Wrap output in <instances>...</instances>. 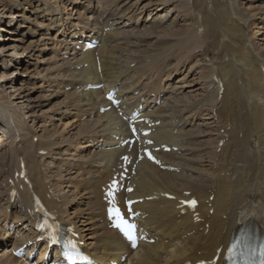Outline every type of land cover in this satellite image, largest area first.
I'll use <instances>...</instances> for the list:
<instances>
[{"label": "bare ground", "instance_id": "bare-ground-1", "mask_svg": "<svg viewBox=\"0 0 264 264\" xmlns=\"http://www.w3.org/2000/svg\"><path fill=\"white\" fill-rule=\"evenodd\" d=\"M78 1L73 0V7L85 0ZM86 1L91 2V6L85 10L88 14H81L73 8L75 10L68 17L66 15V22H63L71 27L72 19L78 15V24L72 27H79L80 31L72 35L74 41L61 45H64L63 55H68L70 59L65 60L61 69L63 77L59 76L58 79L65 81L62 90L68 102L66 112H74L79 120L83 117L88 119L81 123L75 141L81 138L86 142L87 148H82L85 156L76 162L70 161L71 164L65 168L62 165L64 172H78L81 180L72 181L59 168L53 172L44 164L45 157L41 153L47 151V156H51L52 151L59 150L57 148L63 143H59V138H56L59 142L46 141L54 139L47 138L45 142L41 140L37 144L32 142V137L26 139L29 133L24 135L22 130L28 125L25 123L23 127L20 122L25 119L21 107L10 102L12 97L8 100L0 97V126L6 125V130L10 132L6 135L5 128L1 126L3 135L0 134V148L7 146V163L14 172L6 202L2 203L4 208L0 205V211L2 216L5 215L3 222L10 221L17 229L16 234H21L14 240V247L33 240L30 238L35 218L31 214L34 208L32 195L37 194L62 224L75 230L86 243L87 250L98 260L109 263L128 250L117 234L107 228L101 191L119 165V157L125 154L122 149H106L117 144L115 137L126 132V124L112 112L99 113V109L107 105L104 102V89L115 86L124 102H130L128 106L135 108L143 103V117L149 118L154 125L159 123L153 127L151 135L155 146L167 144L178 148V153L161 154L165 165L178 169V172L161 171L141 162L130 180L134 192L127 198L152 199L138 204L136 208L147 215L142 225L152 233L155 243L143 245L135 253L129 252L126 264H183L211 260L216 250L226 245L231 235L243 224L252 225L264 236V63L246 41L245 29L255 23L250 19L256 16H260L259 20L264 22V0H248L249 10L258 13L251 16L236 7L237 0H168L163 3L165 7L169 6L165 10L156 2L150 7L160 12L156 13V19L160 18L161 21L151 23L147 18L142 22L146 25L134 33L126 29L119 32L115 28L117 22H113L112 18H120L116 15L118 13L123 17L126 11L119 9L115 0ZM95 1L102 2L103 10L94 7ZM35 2L0 0V16L10 12L8 23L0 21V24L10 28L21 20L32 22L33 11L37 10L33 6ZM17 3L18 7L23 4L27 6L15 11ZM131 7L135 9L137 5ZM57 8L56 12L59 11ZM48 9L44 10L46 15L53 14ZM173 14L183 18V22H190L186 30L174 29L176 22L171 23ZM59 15L54 17L58 19ZM136 20L140 22L142 19ZM169 22L170 25L165 27ZM36 26L44 27L38 22ZM59 26L55 24L54 28L60 31ZM123 28H126L125 25ZM1 31L7 34L5 29L0 28ZM82 36L98 39L100 47L86 53L76 50V46L82 43ZM153 39L155 46H151ZM15 41L17 43L13 42L11 46L0 47V66L6 64L4 60L9 53L17 57H22L27 50L32 53L30 46L23 48L21 40ZM199 58V62L207 60L211 64L210 68L206 67L207 74L201 76L203 88L194 90L193 95H185V91H177L171 83L161 86V75L172 66V62L181 64L179 71L187 62ZM177 65L173 64L176 71ZM176 71L170 80L175 78L172 82L179 85L177 75L180 72L176 74ZM12 75L14 73H4L0 77L5 81ZM167 75L170 76V73L167 72ZM88 85H103L104 89L87 90ZM67 88L69 92L64 91ZM16 92L18 99L31 95L21 89ZM158 99L160 103L162 101L159 106L155 103ZM121 111L125 112L123 109ZM189 112L193 113L185 117ZM194 117L206 123L197 126ZM30 129L37 137L33 128ZM116 129L121 131L117 133ZM221 141L223 145L219 147ZM36 156H39V161L34 160ZM21 163L26 169L28 184L14 178L15 174L20 173ZM61 180L67 182L66 185L69 183L70 187L76 186L85 196L86 203L83 205L87 209L67 211V205L76 196L66 203V196H58L65 188L64 185L60 190ZM51 188L52 194L47 198ZM11 190L16 192L14 199L10 195ZM168 196H174L176 200H169ZM211 196L213 200L209 202ZM178 198L197 199V214L180 215ZM6 210L10 212L8 216ZM12 239L13 236H10L0 246L5 248ZM0 253V264H26L7 254L5 249ZM38 263L41 264V259Z\"/></svg>", "mask_w": 264, "mask_h": 264}, {"label": "rangeland", "instance_id": "rangeland-1", "mask_svg": "<svg viewBox=\"0 0 264 264\" xmlns=\"http://www.w3.org/2000/svg\"><path fill=\"white\" fill-rule=\"evenodd\" d=\"M12 1L13 0H8V2H12ZM74 1H76V0H74ZM80 1H82V0H80ZM80 1H78V2H80ZM165 1H168V0H121L120 2H119V0H115V2H117L116 3L117 6H118V4H120V6H122V7H125V6L131 7V6H134L136 4L137 7L135 8V10H136L135 14L138 15L141 11V14H145V15L149 14V16L156 15V13H160L159 11H155L152 9V7H150L153 3H156V2L159 3L158 6L161 7L162 9L164 8V10L169 8V6L165 7L163 5V3ZM247 3H248V0H237L236 7H238L241 11H243V13L245 15H250V16L255 15V14L257 15L258 14L257 12L252 13L249 10V7H248L249 5H247ZM44 4H46L49 8L53 7L54 8L53 11H55V8L58 7L57 11L59 9L58 12H60L61 15H63V18L61 19V21H63V22L69 16L68 14H70V11H72V9H71L72 6H74L73 0H36V2L33 4V6L36 7L37 10H39L38 14L42 13L41 12V11H43L42 8H45ZM82 4H85V7L89 6V5L91 6V2L88 3L86 1H82ZM82 4L81 5L77 4L75 6V9L79 8L81 10L80 7L82 6ZM26 6H27V4H23V6L18 7V3H17L15 5V8L17 7L15 11L21 9V7L23 9ZM94 7H95V5H94ZM94 7H92V9ZM99 7L101 8L102 6L99 5ZM131 8H133V7H131ZM142 8H143V10H142ZM79 12L81 14L82 13L88 14L85 11L84 12L79 11ZM9 13L10 12L8 11L6 14H4V16H2V17L0 16V21H3V22L7 21V23H8V20H7L8 17L7 16L9 15ZM59 14H55L53 12V14L52 13L47 14V15L45 14L44 16L47 18L48 16L54 17L55 15H59ZM74 14H75V11H74ZM74 14L72 16H74ZM61 15L58 16V19H59V17H61ZM66 15H67V17H66ZM33 16H31V20H32ZM119 16H121L120 19H125V20H122V22L117 23L115 25V28L118 29L119 32H122V31H120V28H117L119 26H121L122 30L127 29V28H131L133 26V24H126L125 23L127 18L129 19V21H132L131 18L127 17L126 15H124L123 17H122V15H119ZM149 16L147 18H150ZM259 17L260 16H256L255 18L250 19V21L253 20V21H255V23L253 25H251V27L249 29L245 28L246 29V41H248L249 44L252 45V47L254 48V51L256 52V54H258L260 56V58H262V61L264 63V26H263L264 22L259 20ZM76 18H78V15ZM76 18L72 19V20L78 21V19H76ZM147 18H145V20ZM179 18L180 17L177 18L175 14H173L171 16V23H172V21H173V24L176 22L173 25L174 29L175 30H186L188 28L190 22H185V21L183 22L182 21L183 18H180V19ZM37 19L36 20L34 19V21L32 20L34 23H32L31 21L26 23L25 20H21V21H19L13 25L14 27L16 26L15 28H11L13 26H11L9 28L8 25L5 26V25L0 24V28L5 29V31H7V34H4L2 31L0 32V47L1 48L13 45L14 44L13 42H16L15 40H21V42H22L21 45L23 48L30 46L31 50L33 49L32 53L29 52L30 50L29 51L27 50V52H25L22 55V57H17V56L11 55V53H9V57L5 58L4 61L6 64L3 63L2 66H0V76L4 73H6V74L14 73V75H12L10 78L6 79L5 81L0 77V97L4 96L7 98V100L12 97L10 102L15 104L14 106L21 107V111L23 112L24 117H25V119H23V121H24L23 127H25L24 126L25 123L28 125V127H26L25 129L23 128L25 133L22 132V134H24V135H28V133H29V135L26 137V139L28 137L29 138L32 137L34 144H37V142H39L41 140V138L42 139L54 138L52 140H46V141H56V142L60 141L59 143H63L59 148H57L59 150L54 149L53 150L54 152L52 151L51 156H43V157H45L43 160L44 164H46L48 168L53 170V172L55 171V168H59V170L63 171L62 165L65 168V166H67L68 164H71L70 161L76 162V161L82 159L83 156H85V152H82V148L84 146H85L84 149L87 148L86 142L84 140H82L81 138H79L80 141L78 140L77 142H75L77 140L76 139L77 138L76 133L78 134L79 129H81L80 126L82 125L81 123L83 120L78 121V119H76L77 117L75 116L74 112H69V111L66 112V106H67L68 102H67L66 96L63 95L64 92L60 91L58 93L57 91L54 92L52 90H49L47 84L49 82L53 81L54 79H59V76L63 77V75L61 74V69H62V66L65 63V61L62 60L61 57L64 56L63 55V53H64L63 48H64V45H66V44L59 37L60 36L63 37L65 34L67 36L68 31L73 29L74 23L72 25L73 27L72 26L69 27V25L67 26V24H64L65 22L62 23L59 26L60 31L57 32L58 38L57 37L54 38V37H51L49 35H53L52 27L55 26V24L51 23V25L47 26L48 22H42V20H37ZM58 19L56 21L60 22V20H58ZM118 19L119 18H116V17L112 18L113 22H115V20H118ZM36 21L38 23H41L42 26H44V27L39 28L40 31H42L43 29L49 31L47 33V35L45 34L46 33L45 31L42 34H38L39 31H37L38 27L36 26ZM48 21L52 22L53 20L52 21L48 20ZM137 21L138 20L135 19V22H137ZM143 21L144 20H141L140 22L138 21L137 25L136 26L134 25V26L137 28L139 26V24H142ZM124 25L126 28H123ZM169 25H170V22L167 23L165 25V27H167ZM53 29H55V32L58 30L56 27ZM127 30H131V29H127ZM139 30H141V29H139ZM131 32L134 33L133 30H131ZM71 40L74 41V39H72V36H71ZM57 43H60V45H62V44H64V45L61 46L62 48L61 47H54V46H56ZM155 43H156V41H154V39H153L151 46L152 45L155 46ZM53 53H55L57 56H55V55L53 56L52 55ZM30 54L33 56H31ZM67 59H70V57ZM199 60H200V58L195 59V60H191L190 62H187L186 64L183 65L184 68L179 70V71H178V69H179L178 67L181 64L179 65V63L177 61L172 62V66L169 69H167L165 71V73H163V75H161V80H160L161 86H164V84L172 83V80H169V79H171L173 77V72L176 71L174 69L175 66H173V64L175 63V64H178L176 74H177V72H180L179 75H177V76H179V78H177V80L180 82V84L179 85L175 84L178 86V87H176L175 85H173L174 84L173 83L172 87H175V89L179 92L185 91L183 93L185 95H186V93L193 95L194 90H197L198 88H203V82L201 80V76L203 74L206 75L207 71H208V69H206V67L210 68V66H211V64L208 63L209 61L206 60V62H203V61L199 62ZM196 61H198V63ZM0 64H1V61H0ZM3 67H5V69ZM18 67H20V68H18ZM167 72L170 73V76L167 75ZM177 76H175V77H177ZM187 78H189L188 79L189 81H187ZM173 79H175V78H173ZM64 82L65 81L63 79L58 81L57 85L55 84L57 86V89L58 88L62 89L63 88L62 83H64ZM18 89H21V91L28 93V94H31V95H29L25 99H18V97H17L18 92H16ZM22 94H24V93H22ZM24 95H27V94H24ZM25 107H27V109ZM17 111L18 110L15 109L16 113H17ZM73 115L75 118L72 117ZM190 115H191V113L190 114L187 113V114H185V117H189ZM196 118H198V117H194L195 120H193V121L196 122ZM198 123L199 124H205L206 122L199 120ZM30 127H32L33 130L36 132V136H37L36 138H35L32 130L30 129ZM5 129H7V128H5ZM40 136H41V138H40ZM78 137H80V135H78ZM56 138L57 139L59 138L60 140L58 141V140H56ZM83 142H84V145L78 144V143H83ZM0 150H1L0 151V167H2L4 165L2 168H0V176L3 174H6V176L4 175V176L0 177V178H4V180L2 182L0 179V205H3L6 202V199H7L6 194L9 193L8 189L10 187L11 178H12V175L14 172L12 171L11 166H9V163H7L8 162L7 154H6L7 146L2 148V149L0 148ZM34 160L39 161V156H36L34 158ZM46 165H44V166H46ZM3 171L5 173H3ZM67 172H70V173L68 174ZM63 175L70 176L72 181L81 180V178H79V176H78V172L75 173L71 170L66 171V172L63 171ZM6 183H7V185H6ZM66 183H63L62 180L60 181V184H61V187H59L60 190L65 185L64 191H62L61 194L59 193L61 198L66 196L64 198L66 201H64L63 199L62 200L65 203L70 202L76 196V198L69 205H67V207H66L67 211L68 212H70V211L75 212L77 210L84 211V208H86L85 205H83V203H86L85 196H83L82 193H80V191L76 188V186L72 187V185H71V187H70L69 186L70 184L68 183V185H66ZM5 189H6V191H5ZM50 190L53 191V188H51ZM65 193L67 195H65ZM53 194H54V196L57 195V193H53ZM6 206H7V204H6ZM3 208H4V205H3ZM16 210H17V208H15V211ZM3 216L5 217L4 214H3ZM3 216L1 214V218H0L1 222L4 224H9L10 221L7 223L3 222V219H4ZM11 219L14 220V218H12V217H11ZM11 226L13 227L12 223H11ZM1 236L4 237V235H0V239L2 241H4V239H2ZM6 241H8V239H6ZM0 243L2 245V242H0ZM3 249H5V248L1 247L0 251H2ZM6 252H7V250H6Z\"/></svg>", "mask_w": 264, "mask_h": 264}, {"label": "snow or ice", "instance_id": "snow-or-ice-1", "mask_svg": "<svg viewBox=\"0 0 264 264\" xmlns=\"http://www.w3.org/2000/svg\"><path fill=\"white\" fill-rule=\"evenodd\" d=\"M111 99V97H109ZM151 158V157H150ZM118 191L117 185L114 183L112 190L109 192V196L112 201V206L109 208V218L113 221V226L131 243L132 247L136 246L137 241V225L130 222L125 218V213L118 207L116 201V192ZM195 205V202H192ZM131 207L128 208V213L131 214ZM55 239V237H53ZM237 247L233 245V250ZM260 264H264V248L260 250ZM64 257L68 264H92V262L85 256H83L75 244H69L64 251Z\"/></svg>", "mask_w": 264, "mask_h": 264}]
</instances>
